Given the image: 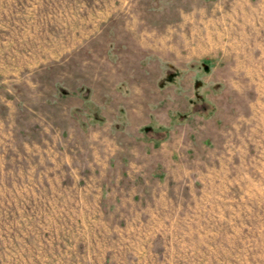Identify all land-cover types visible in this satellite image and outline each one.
<instances>
[{
    "label": "rangeland",
    "instance_id": "374dc122",
    "mask_svg": "<svg viewBox=\"0 0 264 264\" xmlns=\"http://www.w3.org/2000/svg\"><path fill=\"white\" fill-rule=\"evenodd\" d=\"M0 264H264V0H0Z\"/></svg>",
    "mask_w": 264,
    "mask_h": 264
}]
</instances>
